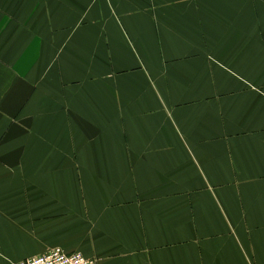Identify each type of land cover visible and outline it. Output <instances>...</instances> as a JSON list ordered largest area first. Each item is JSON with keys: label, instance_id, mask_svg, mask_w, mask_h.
I'll list each match as a JSON object with an SVG mask.
<instances>
[{"label": "crops", "instance_id": "obj_1", "mask_svg": "<svg viewBox=\"0 0 264 264\" xmlns=\"http://www.w3.org/2000/svg\"><path fill=\"white\" fill-rule=\"evenodd\" d=\"M0 264H264V0H0Z\"/></svg>", "mask_w": 264, "mask_h": 264}, {"label": "built area", "instance_id": "obj_2", "mask_svg": "<svg viewBox=\"0 0 264 264\" xmlns=\"http://www.w3.org/2000/svg\"><path fill=\"white\" fill-rule=\"evenodd\" d=\"M18 264H93V262L87 260L81 253L68 254L60 249H55L45 255L29 258Z\"/></svg>", "mask_w": 264, "mask_h": 264}]
</instances>
